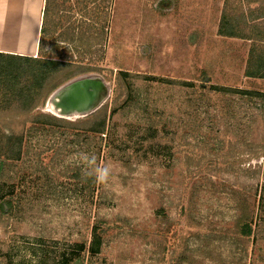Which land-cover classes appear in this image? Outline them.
<instances>
[{"label":"rangeland","instance_id":"1","mask_svg":"<svg viewBox=\"0 0 264 264\" xmlns=\"http://www.w3.org/2000/svg\"><path fill=\"white\" fill-rule=\"evenodd\" d=\"M83 1L86 3L68 0L66 7L70 8L72 19L64 29L74 24L77 32L81 25L82 29L87 26L92 33L100 34L101 19H94L96 15L91 17L96 5ZM98 4L106 8L103 10L106 17L102 13L105 30L101 45L92 46L89 51H83V48L78 51L74 48L76 42H58L56 45L52 38L44 47L45 56L54 55V58L72 64L68 69L96 70L65 81L34 112L71 122L81 120L85 117L75 113L67 116L55 113L51 102L56 90L76 83L89 85L92 92H96L99 109L112 100V89L119 72L133 77L141 97L146 91L145 77L264 93V79L244 76L251 47L264 51V0H110L107 3L99 0ZM225 7L239 15L236 22L241 36L258 41L218 35ZM21 31L19 36L0 39L3 48L11 44L12 38L17 39L19 46L31 45V27L25 26ZM37 55L38 52L34 57ZM189 93L178 86H161L153 93L156 95L153 99H158L157 109H165L166 115L172 113L174 125L166 132L174 133L175 139L185 137V149L188 155L196 157V165H183L185 157L181 158L182 163L176 161L179 148L175 142L171 152L174 156L163 155L159 162L132 166L131 171L123 169L117 160L103 162L83 145L67 146L58 160L49 165L48 171L51 175L59 174L73 166L86 170L89 166L84 158H94L93 168L108 167L110 170L104 182L97 181L99 197L90 203L77 193L58 186H52L49 195L26 189L23 202L28 207H22L21 211L11 207V212L0 213L3 217L0 219V253L9 256V264H55L54 259L61 253L70 252L83 241L89 243L90 224L95 221L105 223L104 231H108L95 264H264V232L261 228L255 243L248 244L245 251L234 240L231 225L237 211L227 192H220L225 186L217 193L208 191L207 187L196 192L191 189L201 176L197 171L207 167L208 159L220 162L217 155L204 148L203 154L199 153L201 139L206 133L217 139L224 126L215 128L211 123L216 109L204 116L203 133L190 127L193 115L185 124H178L179 120L184 121L183 104ZM216 98L210 103L222 106V98ZM235 103L240 113L244 110L252 112L250 106ZM168 104L172 106L170 111L166 107ZM201 113L204 115V109ZM112 122L118 131H128L129 127H138L140 116L122 111ZM252 128L250 142L260 145L261 126L255 124ZM230 138L235 140L232 134ZM55 141L61 145L60 140H49L38 134L32 139L29 155ZM212 146L211 141L209 147ZM259 153L258 157L254 154L241 156L240 153L236 157L235 153L232 166L223 167L225 171L217 177L220 183L225 181L233 185L237 182L257 190L258 197L263 182L261 171L253 176H246L244 171L263 169L264 150ZM31 158L25 157L22 163L14 166L8 174L9 183H19L22 170L31 171ZM206 175L216 181L214 174ZM18 198L21 200V193ZM73 264L83 262L78 259Z\"/></svg>","mask_w":264,"mask_h":264},{"label":"trees","instance_id":"2","mask_svg":"<svg viewBox=\"0 0 264 264\" xmlns=\"http://www.w3.org/2000/svg\"><path fill=\"white\" fill-rule=\"evenodd\" d=\"M87 1L96 5L95 8L93 7L91 17L96 15L94 19H101L100 34L92 33L87 26L82 29L81 25L77 32L74 24H70V27L65 30V25L69 24L72 19L70 8L66 7L68 0H44L38 35V55L32 57L0 52V213H5L8 210L11 212V207L14 208V211L16 207L19 208V211L22 210V207H28V204L23 202L26 189H33L34 192L37 191L36 193L49 195L52 193L50 192L51 187L58 186L64 191L70 190L77 193L90 203L95 197L98 198L100 192L97 180L95 176L86 174L89 168L84 170L79 166L67 167L59 174L52 175L48 171L49 165L58 160L67 146L83 145L103 162L117 160L123 169L131 171L132 166L137 167L148 162L153 164L159 162L163 155L170 156L175 142L179 148V156L176 161L182 163L181 158L185 157L183 165H196V157L188 155L185 149L187 145L185 137L175 139L174 133L166 132V129H171V126L174 125L170 117L172 113L166 115L165 109H157L158 99H153L156 97L153 93L158 87L178 86L181 91L190 92L184 103L186 107L183 104L184 121L179 120L178 124H185L188 117L193 115L190 127L202 132L201 123L204 121V116L210 110L216 109L214 113L216 116L213 117V120L211 116V123L215 128L219 125L224 126L217 139L212 138L210 133H206L204 139H201L203 141L199 144V153L203 154L202 148H204L217 155L220 162L208 159L207 167L197 171L201 176L191 189L196 192L199 188L207 187L208 191L212 190L217 193L221 187L225 186L220 192H227L237 211V216L231 225L235 236L234 240L244 251L247 250L248 244L255 243L259 228L264 232V167L263 169L258 167L257 172L244 171L246 176H253L261 171L263 182L258 197L257 190L248 189L245 185L242 186L237 182L230 185L224 181L223 184L217 177L225 171L223 167L232 166V161L236 160L235 153L236 157L238 153L241 156L254 154V157H258L259 151L264 150L263 92L209 84L178 83L162 78L145 77L146 91L141 97L133 77L126 72H119L112 89V100L81 120L71 122L34 112L48 95L65 81L76 75L96 70V68L83 67H75L71 70L68 68L72 64L66 63L61 58H54V55L50 57L44 55V47L49 44L52 38L56 45L58 42H76L77 46L75 45L74 48L77 47L78 51L82 48L83 51H89L92 46L101 45L105 30L102 13H104L103 10L106 11V8L100 7L99 0ZM109 1L103 0L106 3ZM238 18L239 15L228 11L225 7L221 14L218 35L254 41L255 39H250L251 37L241 36L236 22ZM244 76L264 79L263 50L259 51L251 47ZM216 97L222 98V106L210 103L212 98L215 102ZM236 101L250 106L252 112L248 113V110H244L240 113L237 110ZM203 106L204 108H202ZM166 107L168 111L172 108L170 104ZM203 109L204 115L201 113ZM122 111L138 114L140 116L138 127H129L128 131H118L117 125L112 120ZM255 124L260 125L261 133L263 132L259 141L260 145H255L249 139L254 131L252 126ZM38 134H43L49 140L50 138L60 140L61 145L55 141L50 145H44V148L42 146L43 149L39 147L37 152L29 155L32 139L36 138ZM230 134L234 136L235 140L230 138ZM211 141L213 146L209 147ZM28 156L32 157L31 160L34 161H32L33 165L29 166L31 171L27 172L20 168L22 170L20 182L9 183L8 174L14 170V166L22 163ZM210 173L215 175L216 181L206 175ZM187 181L184 180V182ZM43 188L46 190H41ZM20 193L21 200L18 198ZM256 197L257 200H255ZM0 219H3L1 215ZM105 226L106 224L101 221L90 224L89 243L83 241L70 252L61 253L54 259L55 264H73L78 259H81L83 264H95V257L100 254L108 235V231H104ZM116 229L120 230V227ZM9 263V256L0 253V264Z\"/></svg>","mask_w":264,"mask_h":264},{"label":"crops","instance_id":"3","mask_svg":"<svg viewBox=\"0 0 264 264\" xmlns=\"http://www.w3.org/2000/svg\"><path fill=\"white\" fill-rule=\"evenodd\" d=\"M44 0H0V39L21 35L25 26L31 27L33 33L32 44L19 46L18 41L12 38L6 49L0 44V52L21 56L34 57L37 53L39 19L42 13ZM23 33V32H22ZM14 40V41H13ZM8 43V42H7Z\"/></svg>","mask_w":264,"mask_h":264},{"label":"water","instance_id":"4","mask_svg":"<svg viewBox=\"0 0 264 264\" xmlns=\"http://www.w3.org/2000/svg\"><path fill=\"white\" fill-rule=\"evenodd\" d=\"M81 84L76 83L69 87L62 86L56 90L53 95L54 99L52 97L53 102H51L55 113L59 116L75 113L86 117L98 109L100 105L96 101V92H92L89 85L83 86Z\"/></svg>","mask_w":264,"mask_h":264},{"label":"clouds","instance_id":"5","mask_svg":"<svg viewBox=\"0 0 264 264\" xmlns=\"http://www.w3.org/2000/svg\"><path fill=\"white\" fill-rule=\"evenodd\" d=\"M85 162L89 166V171H87V175L89 176H95L96 180L98 182H104L108 176H109V168L108 167H92L94 165L95 160L92 158L91 160L88 159V157H85Z\"/></svg>","mask_w":264,"mask_h":264},{"label":"bare ground","instance_id":"6","mask_svg":"<svg viewBox=\"0 0 264 264\" xmlns=\"http://www.w3.org/2000/svg\"><path fill=\"white\" fill-rule=\"evenodd\" d=\"M49 109V108H48Z\"/></svg>","mask_w":264,"mask_h":264}]
</instances>
